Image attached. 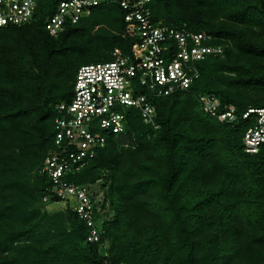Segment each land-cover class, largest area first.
<instances>
[{"label":"trees","instance_id":"16d2710c","mask_svg":"<svg viewBox=\"0 0 264 264\" xmlns=\"http://www.w3.org/2000/svg\"><path fill=\"white\" fill-rule=\"evenodd\" d=\"M57 2L0 27V264H264V144L247 152V120L222 122L199 100L264 107V0H153L155 21L211 33L225 53L199 63L189 90L155 98L159 128L130 110L127 131L75 176L104 179L106 248L73 209L43 201L41 168L79 67L132 53L139 36L111 2L51 34Z\"/></svg>","mask_w":264,"mask_h":264},{"label":"built area","instance_id":"2783aa9c","mask_svg":"<svg viewBox=\"0 0 264 264\" xmlns=\"http://www.w3.org/2000/svg\"><path fill=\"white\" fill-rule=\"evenodd\" d=\"M40 0H0V27L30 22ZM117 3L125 20L138 33L130 54L114 51L112 60L83 64L76 75L72 100L57 105L54 147L41 173L48 178L44 202L73 209L90 227L88 240L101 242L105 224L114 211L106 198L104 179L78 183L80 173L111 138L127 131L128 113L140 111L144 121L159 128L155 98L189 90L201 77L199 63L210 56H223L225 46L214 35L191 30L186 23L169 26L153 18V0H58L47 19V28L57 35L67 23H77L90 8ZM144 88L146 92H141ZM205 113L222 122L247 120L244 135L247 152L256 153L264 144V107H222L215 93L199 95ZM104 243V244H103Z\"/></svg>","mask_w":264,"mask_h":264},{"label":"rangeland","instance_id":"374dc122","mask_svg":"<svg viewBox=\"0 0 264 264\" xmlns=\"http://www.w3.org/2000/svg\"><path fill=\"white\" fill-rule=\"evenodd\" d=\"M102 59H104V58H99V59H96V60H102ZM96 60H93V61H96ZM50 206H51L52 210L55 209L54 207L62 209L60 203H52Z\"/></svg>","mask_w":264,"mask_h":264}]
</instances>
